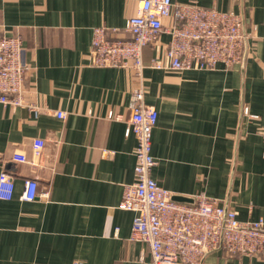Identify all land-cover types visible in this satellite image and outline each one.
Listing matches in <instances>:
<instances>
[{
    "label": "crops",
    "instance_id": "crops-1",
    "mask_svg": "<svg viewBox=\"0 0 264 264\" xmlns=\"http://www.w3.org/2000/svg\"><path fill=\"white\" fill-rule=\"evenodd\" d=\"M140 1L0 0V36L23 38L27 96L40 109L0 103V174L14 182L13 196L0 198V264H153L150 245L131 238L134 212L119 207L135 179L136 137L125 129L140 86L158 111L152 177L174 195L204 193L241 221L264 219V0H198L241 15L247 37L239 65L151 67L153 57L167 62L165 31L144 47L140 77L127 67L91 65L94 28L124 35ZM111 108L122 118H110ZM37 138L45 140L40 156ZM22 150L38 162L36 175L14 159ZM34 176L48 197L23 199ZM203 264L264 259L216 249Z\"/></svg>",
    "mask_w": 264,
    "mask_h": 264
},
{
    "label": "built area",
    "instance_id": "built-area-1",
    "mask_svg": "<svg viewBox=\"0 0 264 264\" xmlns=\"http://www.w3.org/2000/svg\"><path fill=\"white\" fill-rule=\"evenodd\" d=\"M174 17L175 23L165 25L164 18ZM162 31L170 35L166 51L167 62L153 57L151 67L185 70L215 69L219 63L233 67L244 59L246 33L243 20L233 10L223 11L195 3H175L173 0H141L136 13L130 15L123 28L97 26L93 30L90 64L121 66L142 75L146 67L143 49L155 42ZM126 34V35H125ZM21 36H0V103L13 108L26 105L38 115L39 106L27 96L25 77L28 65L23 59ZM144 88L132 94V114L125 134L136 137L135 179L124 187L120 208L134 212L131 238L150 245L153 264H203L206 255L223 249L229 255H260L264 259V219L241 221L235 210L227 209L218 200L204 193L195 195L192 202L173 199V193L160 185L151 175L157 164L152 154L153 129L158 111L144 101ZM245 113L249 114L248 107ZM58 117L65 112L57 111ZM110 118L121 119L116 108ZM45 140L34 139L33 152L40 156ZM18 162H27L32 175L39 164L30 160L26 151L14 154ZM12 177L0 174V198H11ZM48 192H39L36 176L25 182L23 199L33 200Z\"/></svg>",
    "mask_w": 264,
    "mask_h": 264
},
{
    "label": "water",
    "instance_id": "water-1",
    "mask_svg": "<svg viewBox=\"0 0 264 264\" xmlns=\"http://www.w3.org/2000/svg\"><path fill=\"white\" fill-rule=\"evenodd\" d=\"M173 199L181 202H192L193 198L192 197H187L184 195H173Z\"/></svg>",
    "mask_w": 264,
    "mask_h": 264
},
{
    "label": "rangeland",
    "instance_id": "rangeland-1",
    "mask_svg": "<svg viewBox=\"0 0 264 264\" xmlns=\"http://www.w3.org/2000/svg\"><path fill=\"white\" fill-rule=\"evenodd\" d=\"M216 250V249H215ZM226 252V251H225Z\"/></svg>",
    "mask_w": 264,
    "mask_h": 264
}]
</instances>
